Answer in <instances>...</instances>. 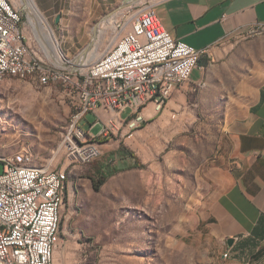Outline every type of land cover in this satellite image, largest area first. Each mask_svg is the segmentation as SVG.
I'll list each match as a JSON object with an SVG mask.
<instances>
[{
    "label": "rangeland",
    "instance_id": "obj_1",
    "mask_svg": "<svg viewBox=\"0 0 264 264\" xmlns=\"http://www.w3.org/2000/svg\"><path fill=\"white\" fill-rule=\"evenodd\" d=\"M33 1L55 33L59 43L56 55L62 64L51 54V61L42 57L31 31V24L34 26L32 8L27 0H13L22 14V26L31 47L29 56H35L37 52L36 56L44 58L49 64L71 69L90 36L74 31L68 25V17L62 23L60 20L57 23L54 16L47 17ZM159 1L120 0L109 5L97 20L96 35L89 48V62L97 60L118 38V21H124L134 11ZM121 4L124 7H120ZM68 10L69 1L66 0L62 11L66 14ZM114 16L117 17L116 22ZM130 27L131 23L128 29ZM99 39L100 42H97ZM230 54L236 56L235 63L230 65L239 77L256 73L254 67L264 65V32L247 33L230 49ZM231 75L229 85L223 82L225 92L229 93L232 92ZM219 98L222 104L228 97ZM191 102L194 104L192 114L196 117V91ZM97 113L107 116L105 110L100 109ZM71 115L72 105L61 84L44 86L29 78L9 76L0 79V157L28 151L32 156L31 165L48 163L51 168H61L66 161L63 135ZM96 120L97 116L89 113L82 123L87 127ZM101 125V122L97 123L94 132H98ZM220 131L221 128H196V123H191L188 128L177 130L173 138L164 141L158 151L160 155L176 152L177 142L183 136L190 139L196 136V148H199L196 149V156L200 155L202 164L200 170L196 166L195 205L191 200L192 176L174 171L164 176L147 177L144 164L136 170L130 169L129 165H118L115 162L116 151L112 149L88 164L74 166L73 162H68L63 167L69 170V175L55 257L64 238H69L73 243H82V250L75 251L72 264H257L246 255L234 260L230 251L228 257H224L228 250L216 248L202 222L213 191L206 175L210 165L203 164V158L211 152L209 145L215 143ZM98 164L108 177L106 183L95 190L89 176ZM3 167L4 162L0 160V173Z\"/></svg>",
    "mask_w": 264,
    "mask_h": 264
},
{
    "label": "crops",
    "instance_id": "obj_2",
    "mask_svg": "<svg viewBox=\"0 0 264 264\" xmlns=\"http://www.w3.org/2000/svg\"><path fill=\"white\" fill-rule=\"evenodd\" d=\"M35 1L47 17L56 19L62 14L61 23L68 17V25L74 31L83 36L88 33L89 41L82 46L77 58L90 61V50L86 54L82 51L93 40L97 20L109 5L120 0H68L66 14L62 11L66 0ZM153 5L156 16L172 36L207 51L190 80L171 99L160 107L151 102L143 109L147 121L141 129L132 132L125 126L114 129L102 144L103 153L115 150V162L130 166L137 160L126 151L134 152L144 164L147 177L164 176L174 171L192 176L191 200L195 205L196 166L200 170L202 164L200 155L196 156V149L199 150L196 136L191 139L183 136L177 142L176 152L160 155L158 151L164 141L191 123H196V128H221L215 143L209 145L211 152L203 158V164L210 165L206 175L213 191L202 222L216 248L230 251L234 260L246 255L249 260H255L253 263H264V65H256V73L243 77H239L230 65L236 61L230 49L256 23L264 24V0H161ZM114 17L116 22L117 17ZM229 74L232 76L231 93L225 92L223 87V82L229 85ZM195 91L196 117L192 114L194 104L191 102ZM225 95L228 98L221 104L219 96ZM91 114L97 116V120L87 127L81 124L98 135L112 114L106 112L108 117ZM125 115L119 113L122 119ZM99 122L101 128L94 132ZM92 175L94 169L90 172L91 180ZM229 238H234L232 245L228 244ZM81 245L64 238L57 257L54 255L55 264H72L75 251L82 250Z\"/></svg>",
    "mask_w": 264,
    "mask_h": 264
},
{
    "label": "built area",
    "instance_id": "obj_3",
    "mask_svg": "<svg viewBox=\"0 0 264 264\" xmlns=\"http://www.w3.org/2000/svg\"><path fill=\"white\" fill-rule=\"evenodd\" d=\"M149 5L118 21V38L95 61L78 57L72 68L49 64L52 57L42 47L37 29L31 24L44 58L30 57V44L20 10L11 0H0V69L16 66L27 71L28 78L47 86L61 84L77 110V125L67 129L65 163L88 164L103 154L102 144L114 129L129 132L143 126V109L151 102L159 107L190 80L206 49H197L177 38L162 25ZM48 23V21H47ZM131 27L128 29V25ZM49 24V23H48ZM262 33L260 23L255 31ZM50 36V29L45 30ZM54 60V59H53ZM45 69H54L56 82H49ZM9 75V74H5ZM126 108L125 118H117V109ZM111 112L98 135L81 122L98 110ZM106 138V141L103 139ZM0 173V264H55L54 254L60 235L57 220L66 199L61 168L41 165V171L29 172L26 151L10 155ZM229 251L223 256L228 257Z\"/></svg>",
    "mask_w": 264,
    "mask_h": 264
},
{
    "label": "bare ground",
    "instance_id": "obj_4",
    "mask_svg": "<svg viewBox=\"0 0 264 264\" xmlns=\"http://www.w3.org/2000/svg\"><path fill=\"white\" fill-rule=\"evenodd\" d=\"M28 5L32 8L31 10V16H32V22L34 26L37 29V36L39 37L41 41L42 47L48 52V54L52 55L54 58H56V61L59 64H62L59 62V57L56 55V47L59 46L58 40L56 39L55 33L51 29L50 25L47 23V20L45 17L42 15V13L38 10L36 7L35 3L33 0H27ZM50 29V36L46 34L45 36V30ZM260 29H262V32H264V24L260 23ZM255 31V25L250 28L248 33H252ZM256 34V33H252ZM50 55V57H52ZM58 57V58H57ZM9 74V75H5ZM19 77V78H28V72L27 71H20L18 72V69H16V66H4V69H0V79L4 77ZM45 76H49V82H56V75H54V69H45ZM25 80V79H24ZM72 105V103H71ZM156 107H159L156 104ZM126 108H118L117 109V118L119 117V113H125ZM126 116V115H125ZM125 118V117H124ZM77 125V110L75 108H72V115H71V120L69 125L67 126L64 135H63V141L62 143L66 147V134H67V129H73ZM14 155H17L15 153ZM1 161H9L10 156H5V157H0ZM26 160L29 162L28 164V171L29 172H39L41 171V166H36V165H31L30 162L32 161V156L31 154L26 151ZM68 172L69 170L67 168H63L61 172V180H62V185H64V194L66 195V188L68 184ZM65 205V199H62V206L64 208ZM62 221H63V210L61 212V215L58 217L57 220V228H59V231H61L62 228Z\"/></svg>",
    "mask_w": 264,
    "mask_h": 264
},
{
    "label": "trees",
    "instance_id": "obj_5",
    "mask_svg": "<svg viewBox=\"0 0 264 264\" xmlns=\"http://www.w3.org/2000/svg\"><path fill=\"white\" fill-rule=\"evenodd\" d=\"M106 140H107L106 138L103 139V141H106ZM128 153L130 154L131 157H133L137 160L134 165H130V168L143 166V164L138 161L134 152L129 151ZM114 172H116V170ZM107 177H108V175H106L104 173L103 167L100 164L96 165L94 168V175L91 176L92 181H93V188L95 190H99L101 188V186L105 183ZM66 194H67V189H66Z\"/></svg>",
    "mask_w": 264,
    "mask_h": 264
},
{
    "label": "water",
    "instance_id": "obj_6",
    "mask_svg": "<svg viewBox=\"0 0 264 264\" xmlns=\"http://www.w3.org/2000/svg\"><path fill=\"white\" fill-rule=\"evenodd\" d=\"M120 7H124V4H121ZM60 18H61V14L57 15L56 22H59ZM95 35H96V28L94 29V35L93 36L95 37ZM91 45H92V41H90L89 44L85 47V49L82 51V54H86L89 51V48L91 47ZM233 242H234V238L228 239L229 245H232Z\"/></svg>",
    "mask_w": 264,
    "mask_h": 264
}]
</instances>
